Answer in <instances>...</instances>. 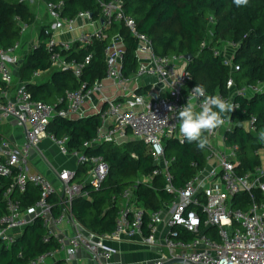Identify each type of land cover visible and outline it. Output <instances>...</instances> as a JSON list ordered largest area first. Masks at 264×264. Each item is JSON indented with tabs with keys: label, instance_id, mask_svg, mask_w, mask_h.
Wrapping results in <instances>:
<instances>
[{
	"label": "built area",
	"instance_id": "1",
	"mask_svg": "<svg viewBox=\"0 0 264 264\" xmlns=\"http://www.w3.org/2000/svg\"><path fill=\"white\" fill-rule=\"evenodd\" d=\"M21 2L34 5L36 0ZM64 6L63 2L45 4L51 26L45 30L47 39L44 46L51 70L72 72L80 79L92 56L77 61L68 60L62 53L70 51L75 45L81 49L92 46L95 41L107 40L106 32L113 24H123L136 40L137 70L131 76L123 73L126 46L121 35L116 34L105 50V77L93 85L84 83L79 90L67 91L65 98L49 105L34 101L26 84L15 85L11 65L18 63L16 55L21 50L20 43L9 50L0 48V127L14 120L24 130L22 145L6 138L0 143V177L13 179L3 194L6 213L0 221V244L10 248L25 229L36 220H41L48 231L44 243L53 240L59 246L30 264H48L49 260L56 262L60 254H66V261H70L79 249L89 253L98 264H111L115 250L110 244L121 241L124 236H140L142 245L162 251L159 259L136 264H166L172 260L188 264H264V150L255 153L260 157V166L254 172L240 175L237 171L239 149L229 145L226 135L238 127L248 132L256 131L254 118L241 122L233 116L243 113L237 99L262 93L264 85L238 88L232 77L228 79V95L220 96L235 104L236 110L231 113L230 121L208 134L211 143L206 147V167L183 188L176 189L170 170L175 159L166 158L165 141L181 140L177 113L169 111V108L178 110L184 106L195 87H189V62L182 55L156 54L152 40L142 34L136 21L126 14L124 0L102 4V17L97 21L93 20L90 12H81L74 19L63 17ZM21 29L24 35L29 27L22 24ZM65 33L75 34V37L69 42H62L58 36ZM207 45L208 42L203 41L201 49ZM40 46L38 42L33 43L30 50L35 51ZM226 47L238 48L233 43ZM213 54L223 57L224 66L232 73L240 70L233 62L234 55L229 57L219 48H214ZM44 74L36 72L33 77L38 80ZM107 82L111 86L108 87ZM87 103L90 106L87 107ZM92 115L100 116L102 126L97 137L84 144L85 148L105 143L123 146L128 141H139L147 147L156 166L152 176L123 192L124 207L119 212L115 230L109 234L86 229L71 212L75 198L85 195V185L95 190L101 188L109 176V165L102 157L69 150L68 137L57 138L47 131L55 118L73 120ZM164 119H167L166 123L160 121ZM44 139L54 143L63 156H72L77 168L90 167L83 182L76 181L77 170H62L56 175V188L44 175L33 171L31 150L38 149ZM154 177H162L166 192L175 198L163 209L149 214L150 234L144 236L145 211L137 206L134 192L140 183L149 184ZM31 185L41 190V198L33 207L25 209L14 194L26 193ZM242 194L250 196V205L236 208L234 200ZM55 196L60 199L62 208L58 215H54L55 205L50 202V198ZM193 207L200 208V214ZM160 225L166 226L168 232L159 236ZM175 227H181L195 237L191 241L176 239ZM200 227L209 233L204 234Z\"/></svg>",
	"mask_w": 264,
	"mask_h": 264
},
{
	"label": "trees",
	"instance_id": "2",
	"mask_svg": "<svg viewBox=\"0 0 264 264\" xmlns=\"http://www.w3.org/2000/svg\"><path fill=\"white\" fill-rule=\"evenodd\" d=\"M113 0H36V3L58 4L64 3L63 17L74 19L81 12H90L93 20L102 17V4ZM125 12L132 17L142 34L147 35L153 42L155 53L167 55H191L187 70L191 76L189 87L201 84L210 95H228L227 81L232 77L238 88L264 85V0H249L247 6L237 7L233 0H124ZM35 3V4H36ZM34 4V5H35ZM34 5L21 0H0V48L9 50L17 43L27 42L31 27H40L37 42L40 48L24 53L18 63L13 65L15 71L14 82L26 84V89L32 94L34 101L55 105L60 98H65L67 91H76L86 83L93 85L106 74L105 50L110 39L120 34L126 46L123 73L131 76L137 70L135 51L136 40L123 24H113L106 32L107 40L95 41L87 48L78 45L62 55L68 60L82 61L92 56L90 65L83 76L77 79L72 72L51 70L50 58L44 46L47 39L45 30L51 24L37 23ZM20 19V21H17ZM211 19L213 20L211 22ZM29 27L26 34H21V25ZM207 41L206 48L201 49V43ZM229 43L238 46L233 62L240 70L232 73L223 64V57H215L214 48L223 49ZM19 50V52H22ZM43 72L48 75L44 83H37L34 73ZM41 79V78H40ZM2 83L0 82V87ZM243 113H236L233 117L241 122L250 118L256 120V131L248 132L238 127L227 133L229 145L237 146L241 175L254 172L260 166V157L255 153L264 150V141H260L258 134L264 130V91L251 98L237 99ZM63 106H59L61 108ZM102 126L99 115H92L83 119L55 118L47 131L57 138H69V150H79L84 154L102 157L109 165L110 172L99 190L88 184L84 187L83 196L75 198L71 212L74 218L86 229L109 234L116 228L120 201L123 192L138 181L152 176L156 166L147 149L139 141H128L123 146L101 144L92 148H85V143L92 142ZM3 135L0 133V143ZM208 151L200 150L195 143H181L178 139L165 141V156L175 159L170 167L174 176V187L181 189L200 170L206 167ZM90 167L77 168L76 181L81 183L87 176ZM13 183L12 178L0 177V221L6 213L4 192ZM137 206L144 209V236L150 234L151 224L149 214L159 211L174 201V195L166 192L162 177H154L149 184L140 183L134 192ZM254 195L258 197V193ZM14 197L22 202L25 209L33 207L41 198V190L29 186L26 193H15ZM55 205L54 215L61 212L60 199L50 198ZM203 202V201H202ZM250 205V196L242 194L234 200V206L246 208ZM200 214V208H194ZM204 234L209 231L200 227ZM177 233L176 239L191 241L195 236L181 227L173 229ZM48 233L41 220H36L17 237L10 248L0 244V264H30L40 255L58 248V243L50 241L44 243ZM53 264H66L64 260H57Z\"/></svg>",
	"mask_w": 264,
	"mask_h": 264
},
{
	"label": "crops",
	"instance_id": "3",
	"mask_svg": "<svg viewBox=\"0 0 264 264\" xmlns=\"http://www.w3.org/2000/svg\"><path fill=\"white\" fill-rule=\"evenodd\" d=\"M33 11L35 12V15L37 17L38 24H50V21L46 15L44 3H36L34 5ZM37 28H34L33 26L29 30V38L27 42L22 44V52H19L16 55L18 60L20 59L19 57H21L24 53H27L31 49V45L34 43L31 40L32 36L37 34V38L39 37ZM58 37L62 42H69L70 40H73L75 34L65 33L59 35ZM13 72L15 74L14 69ZM18 84L20 83L18 82L15 85ZM106 85L109 87L111 86V83L107 82ZM107 92L108 94H110L111 90L108 89ZM88 106H90L89 103H87V107ZM2 127H6L10 130L11 133H13L9 137L3 135V138L9 139L11 142L16 143L18 145H22L24 143V130L19 127L14 120H10L8 124ZM59 154L60 151L54 143H52L49 139L42 140L39 144L38 149L31 150V165L33 167V171L44 175L48 180L53 183H56L57 173L62 170H67L63 168L62 165H59ZM119 203L122 209V207H124V201L121 200ZM167 232L168 228L166 226L160 225L158 227L159 236L164 235ZM110 246L115 250V254L110 260L111 264H136L153 262L159 259L162 254V251L160 249H151L150 247L142 245L140 236H124L121 241L113 242L110 244ZM58 260H64L66 264H98V262L89 253L82 249H79L70 261H66V254H60ZM53 263L54 262L50 264Z\"/></svg>",
	"mask_w": 264,
	"mask_h": 264
},
{
	"label": "clouds",
	"instance_id": "4",
	"mask_svg": "<svg viewBox=\"0 0 264 264\" xmlns=\"http://www.w3.org/2000/svg\"><path fill=\"white\" fill-rule=\"evenodd\" d=\"M237 7L247 6L249 0H233ZM202 101V102H201ZM236 110V105L220 95H210L205 87L197 84L192 90L187 103L174 110L177 113L176 119L179 122L180 142L192 144L204 150L210 146L209 135L225 125L231 119V113ZM166 123L167 119L160 120ZM260 141H264V130L258 134Z\"/></svg>",
	"mask_w": 264,
	"mask_h": 264
},
{
	"label": "rangeland",
	"instance_id": "5",
	"mask_svg": "<svg viewBox=\"0 0 264 264\" xmlns=\"http://www.w3.org/2000/svg\"><path fill=\"white\" fill-rule=\"evenodd\" d=\"M46 24H48V23H46ZM40 25V24H39ZM43 25H44V23H43ZM41 26V25H40ZM39 26V27H40ZM38 27V28H39ZM35 28V27H34ZM37 28V29H38ZM36 29V30H37ZM38 32V35H39V30L37 31ZM31 40L34 42V43H37V34L36 35H33L32 36V38H31ZM227 46V45H226ZM224 47L222 50L223 51H225L226 52V55L227 56H229V57H232L234 54H235V52H236V50H234V49H228L227 47ZM11 67H12V71H13V66L11 65ZM47 79H48V75H43L42 77H41V79H38L36 82L37 83H44V82H46L47 81ZM0 133L2 134V135H4V136H6V137H9L11 134H13V133H11L10 132V130L9 129H7L6 127L4 128V127H0ZM59 159H60V161H59V165H62V167L63 168H65V169H67V170H70V171H72V172H74V171H76V169H77V163H76V161L71 157V156H63L61 153L59 154ZM52 184L54 185V186H56V188H58V185H57V182L56 183H53L52 182ZM50 263H52V261H48V264H50Z\"/></svg>",
	"mask_w": 264,
	"mask_h": 264
},
{
	"label": "water",
	"instance_id": "6",
	"mask_svg": "<svg viewBox=\"0 0 264 264\" xmlns=\"http://www.w3.org/2000/svg\"><path fill=\"white\" fill-rule=\"evenodd\" d=\"M185 59L187 60V62H190L192 60V56L191 55H187L185 56ZM166 264H188L185 261H177V260H172L169 263Z\"/></svg>",
	"mask_w": 264,
	"mask_h": 264
}]
</instances>
